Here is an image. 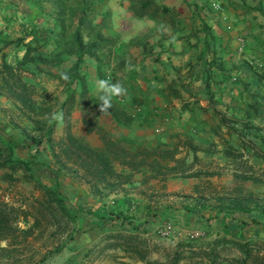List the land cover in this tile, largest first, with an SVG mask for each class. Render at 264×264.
Here are the masks:
<instances>
[{"label": "crops", "instance_id": "0c3cea01", "mask_svg": "<svg viewBox=\"0 0 264 264\" xmlns=\"http://www.w3.org/2000/svg\"><path fill=\"white\" fill-rule=\"evenodd\" d=\"M160 1L172 12L173 23L134 15L129 0H94L93 22L102 24L103 35L116 38L110 50L121 64L113 67L114 74L127 89L126 96L116 98L128 103L129 92L134 94L136 101L129 108L139 120L130 126L118 124L109 111L101 113L99 105L92 106L90 113L114 137L129 143L148 147L179 144L182 153L188 152V160L193 153L197 156L194 170L212 174L152 177L142 182L141 172L134 173L133 185L104 198L114 210L131 214L139 227L123 228L105 218L104 229L94 215L100 197L92 194L86 183L73 180L65 171L53 170L55 162L45 138L31 139L11 124L10 116L16 110L8 97L0 95V136L15 144V156L34 162V171L44 182L53 184L58 175L72 200L68 207L73 211L81 208L75 238L44 262L33 264H240L239 245L246 241L252 244V255L264 256V213L220 212L216 200L217 194H235L236 166L224 153L227 144L241 148L253 168L249 174L261 177L264 170V160L255 153H264V0ZM62 7L60 0H0V44L18 36L29 42L38 38L40 51L52 57L71 38L76 24L74 19L73 26L66 24L63 29L56 22ZM61 17L67 18V13ZM1 51L14 62L24 46L10 44ZM59 55L61 60L42 63V70L32 74L56 93L62 86L57 72L76 59L74 53ZM96 63L95 57L86 53L79 66L92 92L96 91L92 85ZM29 66L35 69L34 63ZM81 114L75 104L67 120L70 129L74 131L71 127L76 123L78 130L74 132L99 145L98 133L85 130ZM64 125L65 121L57 123L55 137L59 136L58 127H62L60 135L63 133ZM3 171L0 168V197L8 198L24 180L9 184L1 176ZM262 184L246 179L242 193H255ZM165 219H172L178 232L166 237L168 240L155 232ZM199 228L204 230L201 235L187 237L191 229ZM118 230L142 239L146 248L143 257L131 250L122 251L111 242L110 247L97 246L93 255L99 257L88 258L93 242L112 239ZM125 245L124 241L120 244L123 249ZM212 255H216L214 261ZM0 264L7 263L0 259Z\"/></svg>", "mask_w": 264, "mask_h": 264}, {"label": "trees", "instance_id": "16d2710c", "mask_svg": "<svg viewBox=\"0 0 264 264\" xmlns=\"http://www.w3.org/2000/svg\"><path fill=\"white\" fill-rule=\"evenodd\" d=\"M93 2L94 0H60L63 7L56 13L58 17L56 22L60 23L63 29L66 24L69 27L73 26L74 19L76 24L71 38H67L68 40L52 53V57L40 51L41 42L38 38H33L32 42L25 41L24 36L1 40L0 95L8 97L16 110V114L10 116L11 124L20 127L22 133L31 139L40 136L45 138L55 162L53 170L56 173L60 170L65 171L73 180L86 183L91 193L100 197V203L94 213L100 220V226L106 229L104 220L107 219V222L123 228H138L140 223L133 222L131 214L122 209L114 210L105 199L110 192L124 191L126 185H133L134 173L141 172V181L145 182L152 177L163 179L168 176L188 177L200 174L209 176L212 172L194 170L197 156L193 153L192 158L188 160V152L182 153L179 144L148 147L129 143L125 139L114 137L91 115V107L100 105V100L97 90L90 91L86 74L79 69L84 54L88 53L95 57L100 79L113 83L119 81L114 73L110 78L105 74L100 54H103L104 48L113 46L116 38L103 35L102 24L93 22L91 17ZM129 8L138 17L146 16L155 21L173 23L172 12L160 0H129ZM63 13H67V18L61 17ZM10 44L24 46L23 54L14 62L8 61L6 52L1 51ZM60 53L76 55L72 64L56 74L58 81L62 83L60 90L62 99L60 93L48 90L32 75L42 70V63L54 64L61 60L63 57L59 55ZM31 62L35 64L34 70L29 66ZM62 74H66L67 79ZM128 99L127 103L113 97L112 107L108 110L118 124L126 126L139 120L136 112L129 108L136 101V96L129 92ZM75 104L81 109L85 130L98 133L101 141L99 145L91 144L85 134L70 129L67 120ZM144 119L146 118L142 120ZM58 120L63 123L65 121V125L63 133L55 137ZM262 143L264 145V140ZM243 145L245 143L242 140L241 147ZM14 146L11 140L0 136V168L4 169L1 176L9 184L20 178L28 181L32 183V190L14 192L8 198L0 197V259L7 264L41 263L75 238L79 229L76 227V217L81 208L78 206V211H73L68 207V202L72 200L58 175L53 184L44 182L36 175L32 160L14 155ZM224 153L236 166L232 186L235 194L233 196L217 194L219 211L233 213L256 210L264 213V206L254 199V193L251 191L242 193L244 190L242 181L252 179L264 182V170L261 171V177L249 174L248 171H252L253 168L248 159L243 157L241 148L227 144ZM255 153L264 160V153L257 151ZM17 171H21L20 176L16 175ZM120 233L119 230L115 231L114 237L122 238L127 244L126 250L131 249L139 257H143L146 248L142 239L131 232ZM1 241L4 243L1 244ZM239 247L242 257L237 259L238 263L264 264L263 255L251 254L250 242H243ZM215 258L216 255H212L211 260L214 261Z\"/></svg>", "mask_w": 264, "mask_h": 264}, {"label": "rangeland", "instance_id": "374dc122", "mask_svg": "<svg viewBox=\"0 0 264 264\" xmlns=\"http://www.w3.org/2000/svg\"><path fill=\"white\" fill-rule=\"evenodd\" d=\"M109 48L110 47H106V48H104L103 49V54H100L101 55V60H102V64H103V66H105V74H107L109 77H107V78H110V76H112V73H114V71H115V69L113 68V67H115L116 65L117 66H120V58L115 54V55H112L111 53H109ZM113 64V65H112ZM96 67H97V64H96ZM97 69V68H96ZM98 71V70H97ZM93 77L96 79L95 80V82H92V85H94L95 86V83L97 82V80H100V77H99V75L97 74V72H96V75L94 76L93 75ZM106 78V79H107ZM60 96H62V93H60ZM74 131H77L78 130V128H77V126H76V123H74L73 124V126L71 127ZM58 134L60 135V133L62 132V127H58ZM30 186H32V183H30V182H28V181H24L23 183H20L19 185H18V187H16V190L14 191V192H18V191H22V192H31V190H32V188H30ZM257 192H255L254 194H255V198L254 199H256V200H258V201H260V203L264 206V184H262L261 185V187L259 188V189H257L256 190ZM252 192V191H251ZM261 193V194H260ZM263 194V195H262ZM107 231H105V233H106ZM155 232H157V231H155ZM121 233H123V232H121ZM126 233V232H125ZM104 234V233H103ZM158 234V233H157ZM159 235V234H158ZM80 235H78V237H79ZM84 236V235H83ZM157 236V235H156ZM161 237V236H160ZM107 238V237H106ZM162 238V237H161ZM108 239V238H107ZM163 239H165V240H168V238H166V237H163ZM99 240V242H93V250L92 251H90V256L88 257V258H91V257H99L98 256V254L97 255H93L95 252H97V251H95L98 247L97 246H99V245H101V247H104V248H106V247H110V245H111V242H114V244H115V246H116V248H120V249H122V251H126V249H123V247L122 246H120V244L121 243H123V240L122 241H119L118 240V238H115V237H113L112 239L110 238V239H108L107 241H105V240H103V239H101V238H99L98 239ZM116 242H117V244H116ZM102 243V244H101ZM127 245V244H126ZM129 250H131V249H129ZM88 258H87V260H88Z\"/></svg>", "mask_w": 264, "mask_h": 264}, {"label": "clouds", "instance_id": "9594fccd", "mask_svg": "<svg viewBox=\"0 0 264 264\" xmlns=\"http://www.w3.org/2000/svg\"><path fill=\"white\" fill-rule=\"evenodd\" d=\"M176 38L173 37L172 41L175 42ZM87 43V41H85ZM179 50V48H177ZM64 78L67 79L66 74ZM97 92L99 93V111L106 114L107 111L112 107L113 97H123L127 95V89L119 82H109L107 80L100 79L95 83Z\"/></svg>", "mask_w": 264, "mask_h": 264}, {"label": "built area", "instance_id": "2783aa9c", "mask_svg": "<svg viewBox=\"0 0 264 264\" xmlns=\"http://www.w3.org/2000/svg\"><path fill=\"white\" fill-rule=\"evenodd\" d=\"M109 77V76H107ZM204 230L202 229H191L188 234L187 237H195L198 235H201L203 233ZM157 233L160 236L163 237H170L172 235L178 234V232L176 231V227H175V222L172 219H165L163 220L161 226L158 227L157 229Z\"/></svg>", "mask_w": 264, "mask_h": 264}]
</instances>
